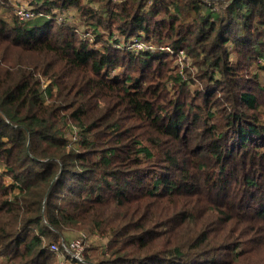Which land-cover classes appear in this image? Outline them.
<instances>
[{
  "label": "trees",
  "instance_id": "1",
  "mask_svg": "<svg viewBox=\"0 0 264 264\" xmlns=\"http://www.w3.org/2000/svg\"><path fill=\"white\" fill-rule=\"evenodd\" d=\"M37 9L50 17H0V264H57L50 244L75 231L106 240L97 264H264L263 99L230 56L264 62V0Z\"/></svg>",
  "mask_w": 264,
  "mask_h": 264
},
{
  "label": "rangeland",
  "instance_id": "2",
  "mask_svg": "<svg viewBox=\"0 0 264 264\" xmlns=\"http://www.w3.org/2000/svg\"><path fill=\"white\" fill-rule=\"evenodd\" d=\"M46 1H51V0H8L7 4L4 2H1L0 3V17H2L3 19H5L7 21H10L11 18L14 17V15H16V7L38 10L37 8H39V6H41V4L46 2ZM214 2H215V0H214ZM58 11L54 12L56 15V20H54V22H56L57 24L65 23L67 26H70L71 28L77 27V26L80 27V28L75 30V33L77 35H81V33L83 31L88 29L89 26L87 27L86 24H84L80 21L79 17L77 16V13L75 12L74 9L64 10V12L61 10H58ZM42 12H43L44 18L50 17L49 13H47L45 11H42ZM30 20H32V19H30ZM20 21H22V20H20ZM27 21H29V20H27ZM22 22H24V21H22ZM80 25H82V26H80ZM86 32L91 33V30L90 31L87 30ZM116 33L117 32L114 30V34H116ZM116 36H117V34H116ZM93 38H94V36H93ZM118 38L121 39L120 37H118ZM89 42L93 43V41H89ZM131 42L133 44L134 39H132ZM131 42H129L127 44V46L130 48V50H132V51L136 50L137 51V49H138L137 45H132ZM139 43H140V45H142L143 50H148V51L152 52V51H158L161 49V52H164V53L170 52V51L169 52L166 51V46H157V44H155L153 41H148V40L145 41L144 40V41H140ZM122 46H123V44H121L119 47H122ZM170 49L171 48L169 47V50ZM169 55H171V53H169ZM230 56L233 60L232 62L235 65L239 61V59L242 60V63H244L245 66L236 65V67H235L236 70H240L239 71L240 75L237 78H239L241 80L242 85H245L246 90L255 93L259 98L263 99L262 109H264V72H262L258 67L259 65L264 66V62H261V61L258 62L257 61L256 63H254L252 61L251 62L247 61L245 58H243V57L239 56V54L235 53L234 50H232ZM169 59L171 61H173V63L175 64L176 67L179 68V71H180V73L183 74L184 79L185 78L189 79V77L195 78L197 76V74L199 72L198 68L196 69V67L192 64V60L186 59V56L184 53H181V54L179 53L178 55L170 57ZM191 64L194 67L191 66ZM248 64H249V66H247ZM184 70H186L187 72ZM124 71L125 70L123 68H120V69L116 70L115 73L122 74V73H124ZM214 76H215L214 80H217V79L223 80L220 75L216 76V73L214 74ZM190 89L193 90V92L202 90L203 84L200 81H196L190 85ZM76 133L77 132H76L75 128H72L70 133L67 134V139L70 143H73L76 140V138H77ZM5 180L7 182L11 181L7 177H5ZM80 233H85V232L75 231V232L70 233L66 237L68 239L69 238L72 239V238L76 237L77 235H79ZM105 242H106V240H105ZM105 242H104V240L103 241L99 240V242L97 243V242L93 241V238H89L88 241L86 242V244H87V250H88V248H90V254H88V256H86V259L85 258L84 259L89 263L92 262L94 264H97V261L100 259L101 255L100 256L97 255V253H95L94 251L99 248V245L105 244ZM251 245L253 248H256V245L254 242Z\"/></svg>",
  "mask_w": 264,
  "mask_h": 264
},
{
  "label": "built area",
  "instance_id": "3",
  "mask_svg": "<svg viewBox=\"0 0 264 264\" xmlns=\"http://www.w3.org/2000/svg\"><path fill=\"white\" fill-rule=\"evenodd\" d=\"M16 16L22 20L27 21L33 18L43 16L42 11H36L35 9H26L22 7H16ZM81 35L88 41H93V35L83 31ZM135 42V41H134ZM132 45H137V51L143 50L140 43H134ZM136 51V50H135ZM90 237L85 233H80L76 237L68 240H61L60 243H53L49 246V251L52 252L57 257V264H79L86 263L84 259L86 242ZM95 239L99 240V237L95 236ZM103 252L106 254V247L103 248ZM89 264V263H88Z\"/></svg>",
  "mask_w": 264,
  "mask_h": 264
},
{
  "label": "crops",
  "instance_id": "4",
  "mask_svg": "<svg viewBox=\"0 0 264 264\" xmlns=\"http://www.w3.org/2000/svg\"><path fill=\"white\" fill-rule=\"evenodd\" d=\"M94 252L97 253V254H99V253L102 252V250H100V249L98 248V249H96ZM88 254H90V248H89V250H88ZM89 264H94V263L90 262Z\"/></svg>",
  "mask_w": 264,
  "mask_h": 264
}]
</instances>
